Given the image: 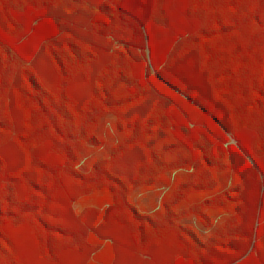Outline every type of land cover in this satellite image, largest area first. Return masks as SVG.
I'll return each instance as SVG.
<instances>
[{
    "label": "trees",
    "instance_id": "16d2710c",
    "mask_svg": "<svg viewBox=\"0 0 264 264\" xmlns=\"http://www.w3.org/2000/svg\"><path fill=\"white\" fill-rule=\"evenodd\" d=\"M0 264H264V0H0Z\"/></svg>",
    "mask_w": 264,
    "mask_h": 264
},
{
    "label": "rangeland",
    "instance_id": "374dc122",
    "mask_svg": "<svg viewBox=\"0 0 264 264\" xmlns=\"http://www.w3.org/2000/svg\"><path fill=\"white\" fill-rule=\"evenodd\" d=\"M113 119H109L108 123L104 126L102 137L105 140L103 148L98 152L94 153L92 156L101 155L105 156L109 153L110 146L117 141L118 135L114 130ZM166 189H160L157 192H137L134 197L135 203L138 204L141 211L148 209L150 212L154 210L155 206H159L161 201V196L158 194L164 193ZM183 225L191 227L198 236L206 241L209 235V232L205 231L194 219H189L181 222Z\"/></svg>",
    "mask_w": 264,
    "mask_h": 264
}]
</instances>
